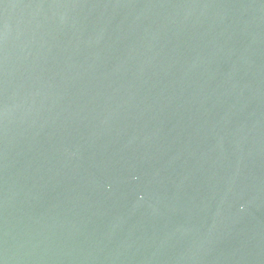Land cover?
<instances>
[{"label":"water","instance_id":"95a60500","mask_svg":"<svg viewBox=\"0 0 264 264\" xmlns=\"http://www.w3.org/2000/svg\"><path fill=\"white\" fill-rule=\"evenodd\" d=\"M0 264H264V0H0Z\"/></svg>","mask_w":264,"mask_h":264}]
</instances>
